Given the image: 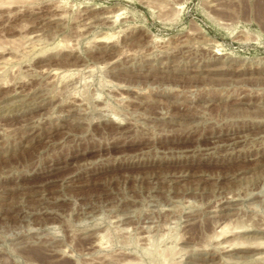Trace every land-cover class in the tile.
I'll list each match as a JSON object with an SVG mask.
<instances>
[{"label": "rangeland", "instance_id": "374dc122", "mask_svg": "<svg viewBox=\"0 0 264 264\" xmlns=\"http://www.w3.org/2000/svg\"><path fill=\"white\" fill-rule=\"evenodd\" d=\"M0 264H264V0H0Z\"/></svg>", "mask_w": 264, "mask_h": 264}, {"label": "bare ground", "instance_id": "6f19581e", "mask_svg": "<svg viewBox=\"0 0 264 264\" xmlns=\"http://www.w3.org/2000/svg\"><path fill=\"white\" fill-rule=\"evenodd\" d=\"M106 39V38H105ZM226 228V227H225ZM225 228H222L223 230H222V232H221V234H220V236H222L223 234H225V232L227 231V229H225ZM219 236V235H218ZM219 236V237H220ZM101 241V240H100ZM101 247V246H100ZM164 261H166L165 259H164Z\"/></svg>", "mask_w": 264, "mask_h": 264}]
</instances>
